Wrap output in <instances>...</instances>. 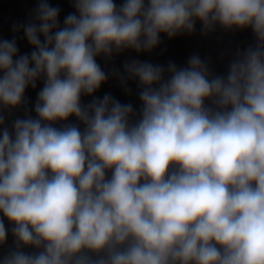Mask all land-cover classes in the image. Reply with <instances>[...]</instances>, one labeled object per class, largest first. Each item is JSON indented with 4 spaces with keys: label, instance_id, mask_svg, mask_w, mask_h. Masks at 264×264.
I'll return each mask as SVG.
<instances>
[{
    "label": "clouds",
    "instance_id": "9594fccd",
    "mask_svg": "<svg viewBox=\"0 0 264 264\" xmlns=\"http://www.w3.org/2000/svg\"><path fill=\"white\" fill-rule=\"evenodd\" d=\"M72 3L63 27L49 0L13 25L30 54L0 39V245L5 219L15 242L0 264H264V0ZM197 20L205 33L251 28L256 45L226 76L198 55L127 62L138 111L107 93L82 105L108 79L98 56L150 52ZM42 77L36 118L10 130L3 111ZM71 116L83 131L54 126Z\"/></svg>",
    "mask_w": 264,
    "mask_h": 264
}]
</instances>
